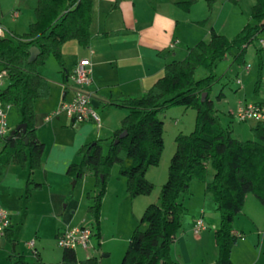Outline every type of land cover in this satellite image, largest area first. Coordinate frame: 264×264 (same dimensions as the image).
<instances>
[{"label": "trees", "instance_id": "obj_1", "mask_svg": "<svg viewBox=\"0 0 264 264\" xmlns=\"http://www.w3.org/2000/svg\"><path fill=\"white\" fill-rule=\"evenodd\" d=\"M216 1L208 0L210 10ZM92 10L93 0H37L36 20L28 31L0 37V72L6 71L8 81L0 88V103L15 106L21 116L20 124L25 125L24 132L19 130L10 139L9 136L2 139L0 176L12 164L28 167L31 172L43 167L45 145L37 137L35 102L50 95V86L40 67L54 57L61 68H66L62 48L68 41L76 40L83 47L89 46ZM263 32L264 0H256L250 19L234 37L212 30L210 39L189 48L184 59L168 63L163 75L143 95L105 102L107 107L126 108L128 114L110 139L82 145L77 151L79 161L67 169V174L77 181L90 173L96 177L97 193L93 197L88 194L93 199L88 213L94 221L93 238L98 241L101 209L112 167L119 164V172L126 178L132 199L150 195L155 185L147 178V172L159 164L164 149V121L160 113L171 106L191 107L197 112L194 130L176 136L168 178L158 201L149 204L139 219L121 264H176L171 256L172 245L187 212L181 197L190 194L195 179L205 182L206 195L213 199L221 213L220 226L214 232L218 247L216 264H234L231 254L238 236L233 233V225L244 208L246 196L252 193L264 205V121L251 127L254 140L234 137L230 125H221L211 91L217 82L214 75L217 63L233 50H236L234 60L244 62L247 48ZM33 46H37L40 53L30 62ZM200 68L206 69L209 75L197 79L196 72ZM261 87L260 68L255 91L259 93ZM204 93L207 97L203 100ZM218 97H223V93ZM124 131L127 134L120 138ZM105 142H108L106 153ZM210 166L214 172L208 181ZM42 186L29 178L26 197ZM4 236L14 241L13 225L6 229ZM9 260L10 264H54L43 261L38 253L26 255L16 251L10 253ZM62 260L77 263L76 251L64 249ZM81 263L99 264V261L90 257Z\"/></svg>", "mask_w": 264, "mask_h": 264}, {"label": "crops", "instance_id": "obj_2", "mask_svg": "<svg viewBox=\"0 0 264 264\" xmlns=\"http://www.w3.org/2000/svg\"><path fill=\"white\" fill-rule=\"evenodd\" d=\"M235 1L238 3L240 0ZM230 2L217 0L210 10L208 0H93L92 39L89 46L83 47L76 40L68 41L62 48L66 68L54 69L53 63H49L51 57L40 67L41 74L48 80L50 86V95L35 102L37 137L45 145L43 167L31 172L28 167L12 164L7 166L5 173L0 176V208L9 207L6 210L9 212L10 225L14 227L13 242L1 236L5 238L1 248L6 254L10 255L12 251L26 254L25 247L29 255L38 253L43 261L54 264H82L81 261L90 257L100 258L102 264L106 257L111 256L110 250L102 251L101 246L97 249L93 246V249L76 250L77 263L62 260L64 249L55 243L58 232L62 228L74 225L79 209L92 204L91 198H87V195H94L91 190L86 193L87 189H91L88 188L89 185L87 186L88 181H83L82 190L77 196L73 194L70 189L72 177L67 174L68 166L79 161L77 151L82 145L110 139L120 126L121 120L128 114L126 108L105 106L106 101L140 97L163 75L168 63L184 59L189 48L200 41L210 39L212 30L232 38L245 26L248 21L243 22L242 17H238V13L234 11L235 7ZM36 5L37 0H0V27L7 34L27 32L30 24L36 20ZM231 17L235 18L236 22L234 19L231 20ZM82 58H89L92 61L93 80L87 89L93 95V105L101 117V125L92 122L73 124L72 119L65 114L63 118H59V115L55 121L47 122L45 117L49 113L57 110L63 101L72 98V74ZM51 64L52 66H49ZM253 102H264V99ZM246 103L250 102L238 101L235 110L229 111L231 120L225 124L222 122L220 112H217L224 127L230 125L234 130L233 120ZM12 121L14 125H19L21 116L12 118ZM254 125L255 123L250 124V132ZM236 137L240 139L239 136ZM150 171L151 167L147 175ZM212 176H208L207 180L210 181ZM29 178L42 183L43 186L26 197L25 215L17 221L16 211L19 203H15L16 186L22 182L25 188ZM112 179L104 198L101 223L105 216V204L116 188ZM120 182L121 188L125 183L122 179ZM196 182L193 181L192 188L194 185L198 186ZM202 189L205 190L204 183ZM191 192L185 197L190 196ZM112 194L117 196L116 203H121L118 200V190ZM205 196L209 195L205 193ZM114 200L111 197V201ZM157 201L144 200L142 207L146 209L149 204ZM183 202L185 204V199ZM35 203H39L51 219L49 221L53 234L51 241L43 238L44 234L40 227L32 235H27L24 231L26 219ZM213 209L216 210L215 203H203L200 218L205 222L207 211L212 212ZM184 216L182 228L172 245V259L176 264H216L218 247L214 232L220 221L207 217L205 229L196 234L194 225L199 216H193L192 220L185 219ZM244 219L251 224L248 228ZM89 222L91 225V218ZM233 226V233L238 236L231 254L233 263L264 264V205L257 197L253 198L250 194L246 196L244 208ZM248 229L252 232L246 234L245 230ZM103 239L100 236V245ZM30 241H34V247L28 246L27 243ZM100 253L101 257L98 256Z\"/></svg>", "mask_w": 264, "mask_h": 264}, {"label": "rangeland", "instance_id": "obj_3", "mask_svg": "<svg viewBox=\"0 0 264 264\" xmlns=\"http://www.w3.org/2000/svg\"><path fill=\"white\" fill-rule=\"evenodd\" d=\"M229 1H231L230 3H232L233 6L235 7L234 11L238 13L239 15L238 17H242L241 20L243 22L244 21L246 22L250 19L251 9L256 0H240L238 3L234 0H229ZM233 19L236 22L235 18L231 17V20ZM258 49L259 47L257 45V41H255V43L251 44L247 48L244 62L242 63H239L234 60L236 50H233L226 58L220 60L214 69V75L216 76L217 82L214 84L212 88L211 99L214 101L215 108L218 110L217 112H220V117L223 118L222 122L224 124L225 122L231 120L229 116V111L235 110L238 101L242 100V101L253 102L255 100L264 99V52H261ZM50 61L51 62L49 63H53V66L52 64L49 66H52L54 69H59V70L61 69L59 63L54 57L53 58L51 57ZM52 67L51 70H53ZM260 68L262 72V87L259 93H257L255 91V87H256V80L258 78ZM207 75H209V72L204 68H200L196 72L197 79H201ZM238 79L241 81L240 84H237ZM7 82L8 81L6 80L5 77L0 83V88L5 87ZM221 92L223 93V97L219 98L218 96ZM59 108L60 106L58 107V109ZM7 112H8L7 119L9 126L11 128L13 126L16 127L17 125H14V121H12V118L16 119V117H20L18 109L15 106H11ZM196 116H197V112L194 108L191 107L186 108L184 106H171L167 108L164 112L160 113L159 117L164 121V149L159 164L157 166H152L150 174L147 175V178L150 181H152L155 185L154 190L150 195H141L132 199L129 196V193L126 188L127 187L126 179L119 172L120 170L119 164H115L112 167L111 176L108 185L111 182L112 173H114L112 183L116 185L114 191L118 190V194H119L118 200H120L121 203H116L117 196L115 194H112L114 191L111 192L108 201L105 204V208H104L105 216L102 223L100 219V229L102 231L101 237L104 238L103 243L100 245L99 241L93 238L91 241L92 246L89 248V249H93L92 247L96 246L97 249L99 246H101L102 251L110 250L112 252L111 256L106 257L105 261H103L102 264H121V261L129 245V239L138 224L139 221L138 217L141 216L142 212H144L145 210V207H142V201L147 200V202H154L158 200L161 192V188L168 178V169L170 166L171 158L176 150L175 138L179 133L188 134L194 130L196 123ZM63 117L64 114L59 116V118H63ZM56 119L57 118L55 117L53 120L55 121ZM223 123H221L222 126ZM254 123L256 122L239 121L237 117H235L233 120V125H234L233 135H235L234 137H236L237 135L240 137V140L243 141L254 140V135L252 134V132H250V124H254ZM15 127H13L12 130ZM2 145L3 142L2 139H0V148L2 147ZM103 147H104V152L106 153L108 151V143L105 142ZM213 172L214 170L210 166L208 176L213 175ZM161 175L162 177H160ZM121 179L122 181H124L125 184H123V186L120 188L119 184L121 183L120 182ZM74 181L78 182L77 185H73ZM83 181H88L87 186L89 185L88 188H91V189H87L86 193L88 194V191L91 190L90 192L94 194L91 195V197L95 196L97 193L96 177L91 173L84 175L78 181L72 178L70 182V189H72L73 194L77 196V194L81 192L84 183ZM193 181H197L196 185L198 186L194 185L192 188V184H191V191H192L191 195L185 198L181 197L182 201L185 199L186 209L189 208V210L187 209L188 211L185 214L186 217L184 216L185 219L189 218V220L190 219L192 220L193 216H199L198 219L201 217L200 211L203 208V203H214L213 199L210 196H205V190L202 189L203 183L205 184V182L199 179H195ZM108 185H107V190H108ZM23 186L24 183L22 182L16 186L17 195L15 196L16 197L15 203H19V206L17 205L18 208L16 211L17 221H19L21 217L22 218L24 217L26 211L25 208L26 194H25V188ZM250 195L254 198V194L250 193ZM111 197H113V199L115 200L111 201ZM205 197H207V201H205ZM87 198L90 199L89 195H87ZM91 200L93 203L92 198ZM103 204H102V208H103ZM89 206L86 207L84 205L79 209V211L76 213V218H75L76 222L71 227L90 225L89 219L91 218L92 219L91 226H93L94 228L93 218L88 213ZM1 208L6 209L9 207H1ZM31 208H32L31 213L26 219V223H25V228H24L25 233L27 235L30 234L32 235L33 233H35V231H37V228L40 227L41 228L40 230L44 234L43 238H45V240L51 241L53 239L52 230L49 225V221H51V219L47 216V213L39 206V203H35V205H33ZM102 210L103 209H101V212ZM214 210L215 209H213L212 212L207 211L206 221L208 222L207 217H209L213 219L215 218L219 220L221 223L220 211L217 210V208L215 211ZM244 223L247 226V228L249 227V225H251L247 220H245ZM245 232L246 234H248V232L250 233L252 231H249L248 229L247 231L245 230ZM56 239H55V243H57ZM4 242H5V238H2L0 235V264H10L9 255L6 254L5 250L1 248V243ZM79 249L80 248H78L77 250ZM24 250L26 251L27 255L30 254L29 251L25 249V247ZM32 252H34L33 249ZM101 255L102 254L100 253L98 256L101 257ZM97 259L99 261V264H101L100 258Z\"/></svg>", "mask_w": 264, "mask_h": 264}, {"label": "built area", "instance_id": "obj_4", "mask_svg": "<svg viewBox=\"0 0 264 264\" xmlns=\"http://www.w3.org/2000/svg\"><path fill=\"white\" fill-rule=\"evenodd\" d=\"M0 27V37L8 36ZM259 49L264 52V32L257 39ZM248 70V68H247ZM92 61L89 58H82L77 63L73 74V96L70 100L63 101L60 108L48 114L45 117L47 122L52 121L55 117L65 114L72 119L73 124L92 122L96 125H101V117L93 105V95L87 89L92 83ZM6 71L0 72V83L6 77ZM238 83L241 81L238 79ZM11 104L0 103V139L8 137L11 133V128L8 124L7 111ZM239 121H264V103L250 102L243 105L236 114ZM10 226L9 212L6 209L0 208V235L4 236L6 229ZM203 218L196 220L194 232L200 233L205 229ZM94 235V228L91 225H82L76 227L62 228L57 235V245L62 249L77 250L89 249ZM29 247H34V241L27 243Z\"/></svg>", "mask_w": 264, "mask_h": 264}, {"label": "water", "instance_id": "obj_5", "mask_svg": "<svg viewBox=\"0 0 264 264\" xmlns=\"http://www.w3.org/2000/svg\"><path fill=\"white\" fill-rule=\"evenodd\" d=\"M39 53H40V49L37 46H33L30 49L29 61L32 62V61L36 60ZM206 97H207V93H204L202 95V99L204 100ZM19 130H23V132H24L25 131V125H23V124L17 125V127L11 131L8 139H10L15 134V132L19 131ZM126 134H127V131H124L123 133L120 134V138L124 137ZM118 141H119V138L115 140V143H117ZM25 142L28 143L27 138L25 139ZM75 184H76V181H74L73 185H75Z\"/></svg>", "mask_w": 264, "mask_h": 264}]
</instances>
